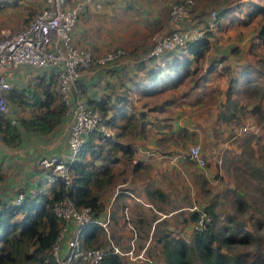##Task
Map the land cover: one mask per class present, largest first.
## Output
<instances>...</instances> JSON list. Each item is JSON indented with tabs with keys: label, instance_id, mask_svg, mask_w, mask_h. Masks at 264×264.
I'll return each instance as SVG.
<instances>
[{
	"label": "trees",
	"instance_id": "trees-1",
	"mask_svg": "<svg viewBox=\"0 0 264 264\" xmlns=\"http://www.w3.org/2000/svg\"><path fill=\"white\" fill-rule=\"evenodd\" d=\"M231 10L230 7L217 10L218 23L220 17ZM258 17L262 20L259 38L264 44V4L255 5L246 12L244 21L251 23ZM211 34L207 32L199 39L189 42L183 48L192 57L174 59V63L169 66L163 67L158 63L148 66L147 61L155 56L142 58L143 61L139 62L138 67L146 69V77L148 83L151 82L149 85L151 89L143 90L141 93L148 96L159 91H169L170 94L163 104L155 108L162 110L164 106L193 101L195 96L193 92L196 88L201 87L203 91H207L204 83L211 80L215 70L220 72L221 69H227L222 64L223 58L213 60L205 69L199 66V62L205 58L211 47ZM125 54H127L126 50ZM261 60L264 63V58ZM253 70V65H245L238 76L228 80L226 98L217 105L219 124L238 123L245 114L246 104H253V112L260 115L264 113V83L259 84L254 77H251ZM40 82V88L13 87L7 94L8 100L12 103H27L32 108L31 116L22 115L17 119L9 116V113L0 112V139L11 148H16L22 143L21 128L28 132L50 134L61 125L68 114L65 102L54 89L56 78L53 73L50 72L49 76ZM144 82V86L148 84ZM83 89L80 77L73 90L74 98L80 97L89 106L99 109L104 115L103 120L89 134L77 158L71 163V184L56 175L50 187L45 188V184L40 183L41 192L35 197L27 194L21 203H15L16 196L0 198V264H60L54 256L53 248L62 229V220L56 214L54 207L66 196L76 207L91 208L94 221L87 223L80 234L83 245L90 247L92 237L90 233L96 231V220L101 210L100 193L115 186L117 180L113 166L122 164L119 175H124V165L132 164L134 170L140 162L139 159L134 162V159L140 156L134 140L144 130L146 112H136L134 107L129 109L125 104L116 106L112 97L107 94L99 99L87 95L84 99L82 94L86 91ZM127 93L129 91L125 90L126 97L121 94L120 101L127 102ZM209 93L216 97L212 95V90H209ZM246 95L254 98V101L248 99V102L244 103L243 98ZM198 98L199 96H196V99ZM106 129H111L109 135L105 133ZM253 157V154H246L244 151L239 155V159H243L247 166V171L257 176L258 183L261 182L259 189L264 191V168L257 164ZM48 170L50 174H55L53 170ZM123 179L126 180L127 177ZM3 181L5 175L0 171V183ZM27 190L23 187L18 188L16 195ZM238 203L240 207L244 205L240 198ZM213 210L214 204H210L205 212L211 215ZM199 216L200 213L197 212L192 214L195 221ZM214 222L215 220L205 231L194 230L190 239L161 232L156 237L161 245L159 250L160 256L162 255L161 264H264V218L258 216L255 218L254 230L233 220H230V225H219ZM86 230L88 234L83 235ZM231 245L249 246L251 250L233 253L227 250ZM78 260L80 264L85 263ZM71 264H75V261ZM103 264H125V259L119 253L110 251Z\"/></svg>",
	"mask_w": 264,
	"mask_h": 264
},
{
	"label": "crops",
	"instance_id": "crops-1",
	"mask_svg": "<svg viewBox=\"0 0 264 264\" xmlns=\"http://www.w3.org/2000/svg\"><path fill=\"white\" fill-rule=\"evenodd\" d=\"M18 1L21 3L27 0ZM73 1L77 0H70V2ZM97 1L102 3V7L96 6L95 1L87 3L84 14L73 30L72 38L77 47L90 48L95 54L99 55L104 53L107 49L120 46L117 36L114 37L116 42L112 40L110 26L118 22L128 23L131 19L129 16L125 17L120 13V10H123L127 5L132 8H137L139 11L142 10L147 14L146 18L149 19V24L152 26H161L163 21L166 20L161 21V19L164 18L162 11L166 6L169 7L170 3L174 0ZM0 2H2V0H0ZM239 2L238 5L230 7V2L228 0H211V4L209 3V5L206 4L204 6L206 8L212 7V9L217 8L219 10L226 7L232 9L229 13L220 17L219 23L217 21L215 25L219 26L223 22H226V20L245 23V13L255 5L264 4V0H240ZM42 4L44 5V0H42ZM4 5L6 6L7 4H1L0 7ZM203 18H205L204 23L209 27L211 13L208 15L206 14ZM180 24L184 25L185 20L181 21ZM106 27L107 29H105ZM210 39L211 47L206 53L205 58L199 62V66L201 65V67L214 47L213 38ZM185 50L184 48L168 50L153 57L147 61L146 64L151 66L153 63L155 65L158 63L163 67L169 66L174 63V59H183L191 56V54ZM147 51L148 50L143 47H134L129 51L127 50V54L118 62L97 69L83 70L80 76L81 83L86 91L82 94L84 99L87 95L93 99H99L107 94L112 97L116 106H123L125 104L129 109L130 107H134L133 109L136 112H146V114H144V121H146L144 130L134 140L138 147L137 153L140 155L138 157L140 162L134 170L132 164L124 165V175H119L121 171L120 168H122L120 166H122V164L119 163L113 166L114 171L117 173H115L117 179L115 186L110 187V189H104L100 193L101 210L96 220L97 228L96 231L92 232L93 234L90 233L92 235L90 242L98 240L101 244L106 242L104 238L105 231L108 235L111 234L114 238L116 237L118 242L115 246L120 250V252L117 253L124 257L125 264H137L135 260L142 257V253L135 256L134 252L137 253L138 249L139 251L148 252L151 251V248L155 244L158 250L161 248L157 239H155L154 244L151 243L157 221L162 219L159 211L155 212L156 207L153 205V202L160 203L162 200L169 198L168 191L170 190L168 189V182L166 180H168L169 177L173 181V171L182 173L183 171H190L192 173L193 170H196V167H198L195 162L187 157V150L181 148L184 141L186 139H192L200 145L204 142L202 150L204 157L207 158V163L209 162L208 172L215 171L217 164L221 163V153L223 150L215 151V149L228 146L227 141L224 142L222 140V136L230 132L232 128L230 124L218 123L219 109L217 105L226 98L225 91L229 86L228 80L231 77L238 76L243 66L250 64H241L242 60L234 57V55L242 56L241 50L236 47H231L228 53H221L219 55L216 52L212 53L214 56L211 57L210 64L213 60L223 58L222 64L226 66L227 69H221L220 72L215 70L211 80L204 83V88H206L207 91H203L201 87L196 88L193 92L195 95L193 101L181 105L174 106L172 104L164 106L161 110L155 107L163 104V101L170 96L168 93L169 91H159L154 95L148 96L141 93L143 90L151 89V86H149L151 82L148 83V77H146V69L138 67L139 62L143 61L142 58H145ZM232 60H239L240 62L238 61V64L233 65L230 63ZM207 66L209 65L207 64ZM29 67L30 66L27 65H21L16 70H8V79L14 82L24 83L26 79L33 76L35 79L41 81L43 78L46 79L51 71V67L49 66L38 67V75V73L28 71ZM216 75L217 78L214 79ZM219 78L220 81H218ZM226 80L227 83L224 82ZM143 82L148 84L144 86ZM187 84L191 85L189 83ZM125 90L129 91V93H127V102L125 100L120 101V96H122L121 94L124 95ZM209 90H212V95H216V97L211 96ZM196 96H199V98L196 99ZM124 97H126V95H124ZM147 104L149 105L145 106ZM25 116L29 117L31 115ZM71 122L72 116L68 113L61 125L50 134L28 132L21 128L23 137L22 143L16 148L7 146L0 139V171L2 161L12 162V159H8V157H11V155L13 156L15 153L18 154L19 159H21L19 162L27 164L26 169L31 170L28 174L32 177L31 180L10 183V185L6 187L22 185L23 188L29 189L34 186H39L40 183L47 185V188L50 187L53 182L47 181V177L51 174L48 172V169H44L43 167L38 169V167H40L39 159L42 156L56 153L61 154L65 158L69 156L68 131ZM207 142L211 147L208 148ZM4 150L10 152L5 153ZM215 155L219 157H216V159L210 158ZM185 159L188 160V162H186ZM123 177H127V179L125 180ZM190 189H192V185ZM10 196H15L12 189H0V198H7ZM179 206L180 205H176L171 214H174V211H176ZM153 211L155 212L154 216ZM151 213L152 215H150ZM144 225H148L150 236L142 245L139 244V246L136 247V240L139 237L137 231H142L143 229L147 230V227H144ZM83 228L80 230V234ZM77 230L78 227L75 223L69 225L70 234L75 233ZM87 230L83 235L88 234ZM161 232H164V230L162 229ZM132 233H134V236ZM148 233L149 232H147V234ZM129 234H131L130 243L127 236ZM111 235L110 237H112ZM69 236L70 235L67 237ZM67 237L62 242L61 252L63 256H65L68 249ZM125 239L127 242L124 241ZM147 254L150 255L151 252ZM78 262L80 261L77 260L76 262L75 260V264H80ZM158 264H160V262Z\"/></svg>",
	"mask_w": 264,
	"mask_h": 264
},
{
	"label": "rangeland",
	"instance_id": "rangeland-1",
	"mask_svg": "<svg viewBox=\"0 0 264 264\" xmlns=\"http://www.w3.org/2000/svg\"><path fill=\"white\" fill-rule=\"evenodd\" d=\"M174 1L170 3L169 7L166 6V8L162 11L164 18H162L161 21L166 20L163 21L161 26H152L149 24V19L146 18L147 14L142 10L139 11L137 8H132L127 5V7L123 10H120V13H122L125 17L129 16L131 19L128 23L118 22L110 26L112 40H114L115 36L119 38L118 42L120 46L116 48H122L127 52V50L129 51L134 47H143L149 51L155 41L173 29H202L205 33H212L211 38H213L214 47L208 54L205 62L202 63L201 69L207 68V64L210 65V59L214 56L212 53L216 52L218 55L221 53H228L230 52L231 47H236L241 50L242 56L234 55V57L241 59V64L250 63L253 65L254 70L251 77H254L259 84L264 83V63L261 60L264 58V44H262V41L259 38L260 23L262 21L260 17L251 23L226 20V22H223L221 25L209 29L208 25L204 23L205 18L203 17L214 10L212 7L206 8L204 6L206 4L209 5V3L211 4V0H194L193 5L184 18L185 24H178L177 26H174L170 24L169 17L172 5L179 0ZM228 1L230 2V7L240 3V0ZM5 3L7 4L6 6L4 5L0 7V39L9 33H15L22 29L35 15L39 13L43 7L42 0H27L21 3L18 0H2L0 5ZM105 29H107V27ZM114 42H116V40H114ZM116 48H110L107 50ZM261 56L263 58L260 59L259 57ZM238 61L232 60L230 63L236 65L238 64ZM38 70L39 69L37 67L35 68L30 66L28 68V71L38 73L39 75ZM216 78L217 75L214 76V79ZM9 81L13 87L20 89H26L28 87L37 89L40 88L41 84L39 79L37 80L33 76L26 79L24 83H18L12 80ZM218 81H220V78ZM224 82L227 83V80ZM56 85L57 79L55 87ZM248 99H252L254 101V98L246 95V97L243 98V102L247 103ZM8 102L9 116H13L17 119L22 115H32V108L27 103L14 104L10 100H8ZM244 107L245 114H243L242 119L238 123L231 124L230 126L232 129L230 132L222 136V140L224 142L227 141L228 146H222L215 149V151L223 150L221 153L222 161L220 164H217L215 171L208 172V162L205 167H196V170H193L192 173L190 171H183V173L173 171V181L168 177V180L166 181L168 182V189L170 190L168 191L169 198L162 200L160 203L153 202V205L156 207L155 212L159 211L162 219L157 221L151 242L152 244L155 243V239H157L156 237L161 234L162 229L164 232H168L171 236H181L186 239H190L194 232L193 225L195 223V219L192 218V214L195 212H205L206 207L210 204H214V210L211 215L209 214L213 217L212 221L215 220L214 224L218 223L219 225H230V220H233V222L237 221L243 223L247 228L254 230L253 222L255 218L257 216L264 218V191L259 189V186L262 184L261 182H257V176L250 171H247V166L245 165L243 159H239V155L243 151L246 154L251 153L254 155L253 160L264 168V113L260 115L253 112V104H246ZM250 123L254 124V128L247 131H241L243 126ZM105 131V133H111V129H106ZM196 143L198 142L192 139H186L183 145H181V148L187 150L189 145ZM203 143H201V147H203ZM207 145L208 148L211 147L208 142ZM4 152L9 153L10 151L4 150ZM216 157L217 155L211 156L210 158L216 159ZM8 159H12V162H6L3 160L1 163V172L6 176V180L4 183H0V189L10 188L16 196L17 189L22 185L13 187L6 186H9L10 183L12 184L19 183V181L25 182L27 180H31L32 177L28 174L31 170L26 169L27 164L19 162L21 159H19L18 154L14 153L13 156L11 155ZM185 161L188 162L186 159ZM40 168L41 166L38 167V169ZM191 185L192 189H190ZM44 187L46 188L47 185ZM239 198L244 202V205L241 207L238 203ZM176 205L180 206L176 211H174V214H171ZM155 212L153 211V216L155 215ZM150 215H152V213ZM144 227H147L148 231L145 229L137 231V233H139V237L136 240V247H138L139 244L142 245V243L147 241L150 236L148 225H144ZM147 232L149 233L147 234ZM132 234L134 236V233ZM110 235H108L105 231L104 238L106 239V242L101 244L98 240L91 241L89 248L117 245V238H114L112 235V237H110ZM127 236L130 243L131 234ZM124 241L127 242L126 239ZM227 250L233 253L249 252L251 247L231 245ZM148 252H151V254L148 255ZM148 252L139 251V249L137 253L134 252L135 256L142 253V257L137 258L135 263H162V257L159 256L160 253L156 244L151 248V251ZM82 264L87 263L85 262Z\"/></svg>",
	"mask_w": 264,
	"mask_h": 264
},
{
	"label": "built area",
	"instance_id": "built-area-1",
	"mask_svg": "<svg viewBox=\"0 0 264 264\" xmlns=\"http://www.w3.org/2000/svg\"><path fill=\"white\" fill-rule=\"evenodd\" d=\"M90 1L102 7L97 0H44V5L27 25L15 33H9L0 39V112H9L7 94L13 88L8 79L7 71L15 70L21 65L32 67H51V73L57 79L55 91L65 102L72 122L68 131L70 153L67 158L61 154H49L39 159L40 166L53 170L47 181L54 182L60 176L68 184L72 177L70 165L77 158L89 134L96 129L103 120V113L89 106L80 97L74 98L73 90L83 70H92L108 66L125 55V50L116 48L102 54H95L90 48L77 47L72 33ZM194 0H179L171 7L169 22L177 26L184 20L193 5ZM218 11L211 12L209 28L215 27ZM205 34L203 30L178 28L160 37L146 53L147 57L160 55L168 50L185 47ZM254 128L250 123L241 128L247 131ZM106 132V131H105ZM109 135V133H107ZM148 154V153H147ZM149 155V154H148ZM187 157L199 167H205L207 160L203 155L199 143L189 145ZM138 159L135 158L134 162ZM221 161V160H220ZM57 175V176H56ZM41 192L39 186L29 188L16 195L15 203H21L25 196H37ZM54 210L62 220V229L54 244L53 253L60 264H71L75 260H82L87 264H103V260L110 251L120 252L115 245L109 247L89 248L83 245L80 230L89 222L94 221L90 207H76L66 196L55 204ZM75 223L78 230L70 234L69 225ZM212 224V217L207 212H201L193 227L197 231H205ZM70 235L69 237H67ZM67 237V253L62 255V242ZM149 260V259H148ZM151 261V260H149Z\"/></svg>",
	"mask_w": 264,
	"mask_h": 264
}]
</instances>
